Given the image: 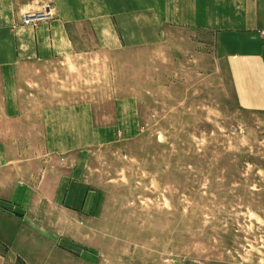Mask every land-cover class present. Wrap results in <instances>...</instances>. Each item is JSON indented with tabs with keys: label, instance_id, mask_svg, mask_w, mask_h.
I'll list each match as a JSON object with an SVG mask.
<instances>
[{
	"label": "rangeland",
	"instance_id": "obj_1",
	"mask_svg": "<svg viewBox=\"0 0 264 264\" xmlns=\"http://www.w3.org/2000/svg\"><path fill=\"white\" fill-rule=\"evenodd\" d=\"M38 14L47 19L23 23ZM55 15L49 3L22 24ZM167 35L143 51L54 59L37 73V98L71 112L51 128L38 123L36 137L6 138L20 149L6 156L22 165L2 171L27 183L34 194L22 208L52 228L64 168L78 169L97 198L84 225L62 216L56 264H264V97L256 105L260 90L235 88L234 63L213 72L203 40Z\"/></svg>",
	"mask_w": 264,
	"mask_h": 264
},
{
	"label": "crops",
	"instance_id": "obj_2",
	"mask_svg": "<svg viewBox=\"0 0 264 264\" xmlns=\"http://www.w3.org/2000/svg\"><path fill=\"white\" fill-rule=\"evenodd\" d=\"M49 3L56 8L55 18L35 28L22 24L26 13L40 11ZM45 15L30 18L37 22L46 20ZM170 30L188 32L190 41L203 40L211 49L203 56L219 67L213 72H221L225 63H234L231 75L235 88L260 90L256 94L260 99L253 103L261 105L264 0H0V203L24 213L22 217L0 207V264H56L55 254L60 251L54 243L63 229L68 232V222L62 216H70L73 224L84 225L97 204L96 193L84 175L78 177V169L74 172L73 168H64L56 192L60 207L52 228L46 220L34 221V216L22 208L34 194L27 183L22 185L20 176L11 181L2 171L14 164L13 157L6 154L20 152L14 145L9 146L6 138L36 137L38 123L45 122L51 128L54 115L65 120L71 112L69 106L37 98L34 80L46 69L41 67L54 59L101 56L102 50L114 56L122 50L143 51L165 42ZM251 80L254 84H249ZM251 108L260 109L254 105ZM21 165L19 160L12 171H20ZM10 183L14 187L6 196L2 191ZM43 210L44 217L53 224V210L48 211L46 202ZM5 249L7 252L2 251ZM68 257L62 259L70 261Z\"/></svg>",
	"mask_w": 264,
	"mask_h": 264
},
{
	"label": "built area",
	"instance_id": "obj_3",
	"mask_svg": "<svg viewBox=\"0 0 264 264\" xmlns=\"http://www.w3.org/2000/svg\"><path fill=\"white\" fill-rule=\"evenodd\" d=\"M39 15V14H38ZM31 16H25L24 19H23V23L25 25H30L31 23H33V18H30Z\"/></svg>",
	"mask_w": 264,
	"mask_h": 264
}]
</instances>
